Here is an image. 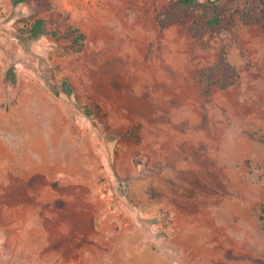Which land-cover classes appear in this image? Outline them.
Here are the masks:
<instances>
[{"label":"rangeland","instance_id":"rangeland-1","mask_svg":"<svg viewBox=\"0 0 264 264\" xmlns=\"http://www.w3.org/2000/svg\"><path fill=\"white\" fill-rule=\"evenodd\" d=\"M0 264H264V3L3 0Z\"/></svg>","mask_w":264,"mask_h":264},{"label":"trees","instance_id":"trees-1","mask_svg":"<svg viewBox=\"0 0 264 264\" xmlns=\"http://www.w3.org/2000/svg\"><path fill=\"white\" fill-rule=\"evenodd\" d=\"M24 0H13L14 4H20L21 2H23ZM200 0H185V3L189 4V5H195L197 2H199ZM212 3H215L217 0H208ZM262 3H264V0H260ZM29 34L31 36H33L34 38H39L42 37L43 35L46 34L45 28H44V20L43 19H38L34 25H33V29L31 31H29ZM8 78L10 80H12L13 82H16L17 80V74L15 73V68H10L8 71ZM65 89H66V93L68 95H72V90L69 87L68 83L66 82L64 84Z\"/></svg>","mask_w":264,"mask_h":264},{"label":"crops","instance_id":"crops-1","mask_svg":"<svg viewBox=\"0 0 264 264\" xmlns=\"http://www.w3.org/2000/svg\"><path fill=\"white\" fill-rule=\"evenodd\" d=\"M12 2H13V0H12ZM2 3H3V0H0V9H1Z\"/></svg>","mask_w":264,"mask_h":264}]
</instances>
